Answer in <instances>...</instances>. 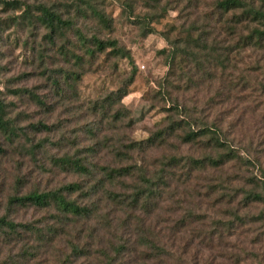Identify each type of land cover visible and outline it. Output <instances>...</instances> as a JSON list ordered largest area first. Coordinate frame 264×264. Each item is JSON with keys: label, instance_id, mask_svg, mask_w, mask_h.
<instances>
[{"label": "trees", "instance_id": "16d2710c", "mask_svg": "<svg viewBox=\"0 0 264 264\" xmlns=\"http://www.w3.org/2000/svg\"><path fill=\"white\" fill-rule=\"evenodd\" d=\"M161 1L152 0L154 12L145 20L155 22L158 10L168 12L169 3L161 6ZM169 1L177 6L181 4L180 14L187 27L180 30L176 39L166 35L169 50L161 53L166 56L168 74L175 77L179 71L185 89L217 79L218 70L226 69L224 63L229 66L230 58L239 59L247 48L264 50V8L254 5L253 0H215L209 5L210 11L198 15L200 4L205 0ZM103 3V0L40 3L0 0V8L4 14L13 15L14 24L42 32L45 48H56L61 56L72 57L74 66L81 68L86 58L94 60L103 54L130 58L115 39L102 37L114 28V19L106 13ZM122 6L128 15L134 16L131 0H123ZM187 11L196 15L192 21ZM134 19L144 20L135 16ZM148 30L149 34L154 32L152 27ZM220 30L230 38L229 45L222 48L226 52L223 55L217 52L221 50V41L216 39ZM213 32L217 34L210 40ZM71 71L54 77V95L30 94L29 102L41 110L38 123L29 122L24 126L25 120L13 118L12 103L0 92V161L11 160L17 165L8 173L12 181L0 183L3 244L11 249L19 246L25 264L39 254L55 251L59 254L57 258L63 257L66 264L95 258L96 253L103 258V264H118L137 253V246H145L151 253L152 250L165 253L164 245L156 246L161 231L156 230L155 217L163 211L164 218L173 217L179 207L186 206L184 194L191 197L192 193L186 189L195 183L196 174L212 170L217 173L215 178L223 183L221 175H227V166L240 171L243 164L232 152L219 125L209 124L203 117L194 115L196 110L180 104L171 95V113L166 125L151 132L145 141H132L122 127L128 112L122 100L128 94L131 80L123 88L84 104L86 108L82 110L77 107V87L85 73ZM172 88L179 92L181 85ZM62 91L64 98L60 95ZM11 94L22 96L29 91L22 89ZM59 108L66 115L60 113L59 119L54 120ZM81 116L86 118L83 123ZM182 147L200 149L203 155H181ZM166 149L167 154L164 151L154 155ZM24 162L34 163L37 174L23 173ZM39 176L48 178L45 184L38 182ZM60 176L66 179L54 186L48 184H53V179ZM245 185L239 188L242 192L239 208L244 210L264 203L260 186L250 179ZM229 187L238 194L239 190L231 183ZM234 194L229 196L228 202ZM220 198L224 199V195ZM166 204L169 207H165ZM238 210L236 208L232 215L242 221L236 213ZM30 211L41 218L36 221L24 218ZM186 211L183 220L177 218L167 225L171 235L198 220L193 210ZM255 219L264 221V214ZM168 222L166 219L165 223ZM230 224L228 232L233 229L232 222ZM61 248L67 251L60 252Z\"/></svg>", "mask_w": 264, "mask_h": 264}, {"label": "rangeland", "instance_id": "374dc122", "mask_svg": "<svg viewBox=\"0 0 264 264\" xmlns=\"http://www.w3.org/2000/svg\"><path fill=\"white\" fill-rule=\"evenodd\" d=\"M42 1L47 0H29L30 3ZM103 1L106 13L114 19V28L110 34L105 33L102 37L115 39L130 58L119 59L103 54L94 60L86 58L81 68L74 66L72 57L68 59L61 56L56 48H45L42 32L14 24L13 15L4 14L0 8V92L5 93L8 102L12 103V117H16L17 121L25 120L24 126L29 122L38 123L41 110L29 102L30 94L38 97L54 95V77H61L67 71L72 73L71 70L85 73L77 87V107L79 105L82 110L86 108L84 104L107 92L123 88L131 80L128 94L122 100L128 111L122 127L127 137L135 142L145 141L151 132L166 125L171 113L169 97L171 95L172 99L177 98L180 104L196 110L194 115L203 117L209 124L219 125L232 152L243 164L242 168L238 171L237 167L227 166V175H221L225 181L223 183L215 178L217 173L212 170L196 174L195 183H191L186 189L192 193L191 197H187L181 190V196L184 194L187 198L184 202L185 209L179 207L177 213L168 218H164L163 211L154 219L155 223L158 222L156 230L161 231V238L159 237L156 246L161 243L166 252L152 250L151 253L145 246H137V253H132L118 264H264V221L255 219L264 214V203H257L244 210L239 208L242 197L239 188H245L249 179L264 191V50L247 48L240 53L239 59L230 58L229 66L224 63L226 69L218 70L217 79L205 84L199 83L197 88L185 89L186 84L184 80L180 82L179 71L175 77L168 74L167 59L161 53L162 50H169L166 35L176 39L180 30L187 27L183 25L180 14L181 4L177 6L174 2L162 0L161 6L169 3L168 12L161 13L158 10L157 21L150 22L144 18L154 12L151 9L152 0H131L134 16L144 19L139 22L123 10V0ZM213 1L215 0L202 2L196 14L210 11L209 5ZM253 1L254 5L264 8V0ZM185 13L189 15L190 21L196 17L193 12ZM150 27L154 29L152 34H149ZM85 33L87 34L86 31ZM216 34L213 32L209 39ZM216 39L221 41V50L217 52L225 54L222 48L229 45V36L220 30ZM63 80L64 78L61 79L62 82ZM170 85H181V90L178 92ZM22 89L28 90L29 94H11ZM60 95L66 97L63 91ZM60 113L66 115L59 108L54 113V120L59 119ZM84 119L86 118L81 116L80 121L83 123ZM164 151L168 153L166 149L155 152L154 155L158 156ZM180 154L200 157L203 151L182 147ZM14 159L23 161L19 156H14ZM16 168L17 165L11 160L0 161V183L6 181L8 184L12 181V176L8 173ZM237 171L239 174L234 177ZM23 173L37 174L35 164L24 162ZM47 179L39 176L38 182L45 184ZM65 179L60 176L53 179V184H48L54 186L56 182ZM67 180L70 181L71 178ZM229 183L239 190L238 194H234ZM213 186L216 188L215 193ZM233 194L235 196L228 202L229 196ZM220 195H224V199ZM165 207H169L168 204ZM236 208L239 209L236 213L242 217V221L236 220L235 215H232ZM187 209L193 210L198 220H194L176 235H171V229L167 225L182 218ZM24 218L36 221L41 216L33 215L30 211ZM166 219L170 222L165 223ZM231 222L233 229L228 232ZM19 249V246L14 249L7 247L0 238V264H25ZM61 251L67 250L61 248ZM58 255L56 251L39 254L30 258L28 264H66L63 263V257L61 260L57 258ZM102 259L96 253L95 258L78 261L76 264H103Z\"/></svg>", "mask_w": 264, "mask_h": 264}]
</instances>
